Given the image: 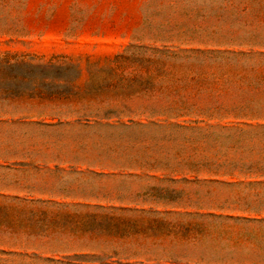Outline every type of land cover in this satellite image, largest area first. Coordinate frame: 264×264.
Segmentation results:
<instances>
[{
    "label": "rangeland",
    "instance_id": "374dc122",
    "mask_svg": "<svg viewBox=\"0 0 264 264\" xmlns=\"http://www.w3.org/2000/svg\"><path fill=\"white\" fill-rule=\"evenodd\" d=\"M0 264H264V0H0Z\"/></svg>",
    "mask_w": 264,
    "mask_h": 264
}]
</instances>
